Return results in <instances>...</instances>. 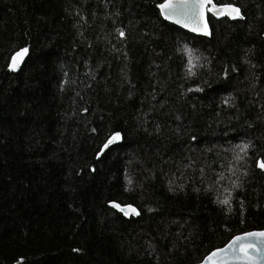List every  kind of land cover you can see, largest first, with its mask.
Returning a JSON list of instances; mask_svg holds the SVG:
<instances>
[{
    "label": "trees",
    "instance_id": "1",
    "mask_svg": "<svg viewBox=\"0 0 264 264\" xmlns=\"http://www.w3.org/2000/svg\"><path fill=\"white\" fill-rule=\"evenodd\" d=\"M162 2L0 0V264H198L264 229V0H214L243 19L209 37Z\"/></svg>",
    "mask_w": 264,
    "mask_h": 264
},
{
    "label": "snow or ice",
    "instance_id": "2",
    "mask_svg": "<svg viewBox=\"0 0 264 264\" xmlns=\"http://www.w3.org/2000/svg\"><path fill=\"white\" fill-rule=\"evenodd\" d=\"M157 7L165 19L175 20L178 24L182 23L184 27H188L189 23H194L195 26L192 31H200L205 35L209 34L206 20L207 13L217 17L226 15L232 19H243L241 9L235 4H217L214 0H163ZM118 31L121 37L125 35L122 29ZM26 53H28L27 47L19 49L12 56L9 68L15 70ZM120 138L121 134L119 132L113 133L104 147L107 148L108 145ZM247 147L248 145H244L241 151ZM259 167L264 169V162H261ZM223 203L227 204L228 201L225 200ZM113 207L123 212L124 215L130 214L126 210L131 208L130 205L121 207L118 204H113ZM131 214L138 213L136 209L131 208ZM206 264H264V230L245 232L233 236L223 248L215 249L206 257Z\"/></svg>",
    "mask_w": 264,
    "mask_h": 264
},
{
    "label": "water",
    "instance_id": "3",
    "mask_svg": "<svg viewBox=\"0 0 264 264\" xmlns=\"http://www.w3.org/2000/svg\"><path fill=\"white\" fill-rule=\"evenodd\" d=\"M237 6V5H236ZM237 7H239V6H237ZM240 8V7H239ZM241 9V8H240ZM241 13H242V10H241ZM209 15H212L211 13H207L206 14V20H207V24H208V32H209V34L208 35H205V34H203L202 32H200V31H192V28L195 26V24L194 23H189V26L188 27H184V25L182 24V23H180V24H178V23H176L175 22V20H167V19H165L162 15V18L165 20V21H167V22H169V23H171V24H173V25H175V26H177V27H179V28H181V29H183V30H185V31H187V32H189V33H191V34H193V35H195V36H201V37H209L211 34H212V28H211V24H210V21H209ZM214 16V15H213ZM215 17H217V16H215ZM217 18H229L228 16H226V15H222V16H218ZM230 20H237V19H240V18H236V19H232V18H229ZM20 66H21V62L19 63V66L15 69V70H12L11 68V70L12 71H18L19 69H20ZM115 143V142H114ZM109 146V145H108ZM108 148V147H107ZM107 148H103V150H102V152H101V154L103 153V152H105L106 150H107ZM113 204H117V203H115V202H112L111 203V206H113ZM119 205V204H118ZM131 206V208H134V209H136V212L139 214V210L137 209V207L136 206H134V205H132V204H128V205H120L121 207H126V206ZM131 208H128V209H126L127 211H129V215H125V216H127V217H130V216H137L138 214H131ZM121 212V211H120ZM121 213H123V212H121ZM124 214V213H123ZM261 230H264V229H261ZM252 231H259V230H252ZM248 232H251V231H248ZM245 233V232H244ZM241 234H243V233H241ZM241 234H238V235H241ZM237 236V235H236ZM225 246V245H224ZM223 246V247H224ZM223 247H220V248H223ZM215 250V249H214ZM213 250V251H214ZM212 252V251H211ZM210 252V253H211ZM209 253V254H210ZM209 254L206 256V257H208L209 256ZM206 257L200 262V263H198V264H206Z\"/></svg>",
    "mask_w": 264,
    "mask_h": 264
}]
</instances>
